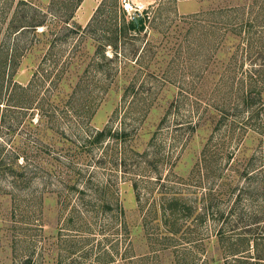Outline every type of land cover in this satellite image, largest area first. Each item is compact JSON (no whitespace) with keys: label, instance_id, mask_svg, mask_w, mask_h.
<instances>
[{"label":"rangeland","instance_id":"rangeland-1","mask_svg":"<svg viewBox=\"0 0 264 264\" xmlns=\"http://www.w3.org/2000/svg\"><path fill=\"white\" fill-rule=\"evenodd\" d=\"M33 1L39 16L49 9V0ZM101 1L83 0L73 26L85 27ZM127 1L133 7H124L129 18L144 16L146 9L150 18L147 32L136 42L144 49L140 63L120 70L112 82L94 70L91 60L98 44L90 37L78 39L81 32L65 31L68 36L50 47L63 23L49 20V27L22 37L19 52L26 53L12 78L46 89L53 107L67 96L56 97L53 83L34 78L37 70L38 75L52 71V57H61L58 87L69 93L81 78L72 105L90 131L109 127L112 134L80 153V143L69 141L70 131L69 139L54 129L41 137L27 128V115L16 108L9 113L14 132L6 139L27 157L30 179L15 190V198L0 197V264H22L27 256L39 264H172L170 249L183 246L195 249L191 257L197 264L217 258L212 264H223L243 255L251 262L243 258L236 264H264V112L254 116L244 111V90L239 88L241 83L256 105L264 104V70L255 71L264 69V0L170 1L157 19L159 0ZM15 6L12 0H0V33ZM215 10L216 15H231L234 30L225 34L220 52L210 27ZM195 12H205L199 27L185 18ZM242 22H247L245 29ZM44 29L49 37L42 35ZM30 40L41 42L27 52L24 45ZM67 56L73 58L65 66ZM132 78L135 86L127 90ZM260 90L262 96L256 97ZM60 115L54 114L50 127H58ZM221 119L226 124L217 128ZM189 123L197 127L188 129ZM209 139L228 150L219 163L199 171L197 163ZM67 155L74 161L70 166ZM237 158L243 161L234 162ZM173 193L192 206L177 219L162 207ZM253 215L260 217L258 223L249 217ZM221 230L229 231L227 235L241 232L243 239H223Z\"/></svg>","mask_w":264,"mask_h":264},{"label":"trees","instance_id":"trees-1","mask_svg":"<svg viewBox=\"0 0 264 264\" xmlns=\"http://www.w3.org/2000/svg\"><path fill=\"white\" fill-rule=\"evenodd\" d=\"M12 1L16 2V6L11 13L10 19L8 20V26L6 30L3 33H0V197L11 195L13 196V198H15L17 196L14 193L15 190H17L19 186L26 185V183H28L30 179L27 171V167L30 165H28L27 163L29 162L27 157L22 154L20 155L19 152L16 151V149L13 148L12 145H10V142L6 139L7 134L14 132V130L12 129L13 124L8 123V120H10L9 113H13L14 108L19 109V113L27 115L24 119H26V122H28V124L31 126H27V128L29 130L33 128L32 132L35 134L39 133L41 137L46 133H50V131L54 129L57 133L56 135H60L62 138L69 139L68 131H70L71 139H69V141L74 142V144L77 142L80 143V146L82 147L79 149L80 153H84L83 151H88V148L94 144H97L99 142L102 143L104 138L108 134H112V131L109 127H106L99 131H90L88 127L89 125L86 124L84 120L85 117L82 116V112L75 109L72 105L71 98L78 94V89L80 88V85L82 83L80 80L81 78L77 80V83L69 93H65L62 87H58L61 70L63 69L60 70L56 66L60 64L61 57H59L58 59L52 57L53 70L49 73H40V75H38L40 70H37L35 72L36 76L34 78V81H38L42 78L48 79L51 83H53V87L51 85V88L54 90L57 87L58 90V93L56 92V97L60 96L61 93L67 96L66 100L64 99L65 97L62 96L61 100H59V103H57L53 107H51L54 104L53 101H49L48 97L46 96L47 93H44L46 92V89L41 91L40 89H37L35 87H28L29 85L20 84L12 78L13 74L20 64L21 58L26 53L25 52L21 55V53L19 52L20 49H23V47L21 46V41L23 39L22 37L26 35L30 30L37 31L39 27H49V20H55L59 23L61 22L63 23L62 30L60 29L57 31L55 38H53V40H51L50 42V47L54 48L58 45L62 37L65 38V36H68L65 31L81 32V34H78V39H83L85 37L92 38V40H94L98 44L96 54L91 60L95 67L94 70L98 69L103 73V75H105L106 78L110 80V82H112V80H115V78L118 76L120 70L126 68L129 65L135 66L140 63L144 49L140 51V46H137L136 42L140 39L142 32H147L146 25L150 18V15L146 9L145 11H143L144 16L138 17V19H142V22L136 24L135 19L129 18V16L127 15L122 2H120L119 0H102L96 8L88 24L85 27H82L81 25H77L76 23H74L75 25L73 26L72 19L75 16V11L80 6L83 0H49V9H47V12L43 13L42 16H39L37 14L38 8L35 5V1ZM170 1L172 2L177 0L157 1V7L155 8L154 15L155 19L159 17L162 5ZM60 5H65L64 9H61L59 7ZM22 6L26 7L21 8ZM152 7L154 8L155 5H153ZM1 13H7V10L4 8ZM211 14H215L213 16L214 19L210 24V27L213 28V30L211 31L213 33L216 32V35H214V45L216 46V50L218 49L220 52L222 51L221 49L223 48L224 41L226 40L225 34L229 35V32H234L232 17L230 14L226 13L224 15H216V10ZM204 15L205 12H195L187 15V17L185 18L190 21L191 25H196L199 27L204 23ZM246 25L247 22H242L243 29L246 28ZM61 32H64L65 34L62 36ZM42 35L49 37V30L44 29L42 31ZM48 39L49 38H47L46 41ZM39 42L41 41L30 40L25 42L24 46L27 52L32 48H35ZM108 50H110V54ZM46 57L44 58L46 59ZM71 58H73V56H70L69 58L68 56L65 57L62 61V64L66 66L67 63L71 62ZM90 67L91 63L89 62L86 69L89 70ZM261 70L264 69H255L257 73L261 72ZM228 72L231 73V71ZM134 86L135 80L134 78H132L129 86H127V90L133 88ZM109 87L110 84L108 83L104 88L108 89ZM239 88L247 93L246 94L243 91V100L241 99V103L242 105H244V111L253 112L252 115L254 116H258L263 113L264 104L256 105L254 100L255 97L252 96V94L248 91L250 89L244 88L241 83ZM257 92L258 93L255 96L261 97L262 91L260 90ZM17 98H20V101H18ZM49 98L52 97L49 95ZM57 113L61 114L60 119H57L59 125L58 127H50L49 123L50 121L53 122L54 114ZM34 115L38 116L36 121H34ZM224 123L226 124L225 120L221 119L216 127L219 128ZM194 124L195 125L189 123V125L191 126H189L188 129H195L197 127V123ZM61 125L62 127H60ZM262 126L263 125L261 124V127ZM38 129L40 131H38ZM72 138L79 139V141H73ZM81 139L83 140V143H81ZM211 141L212 139H209L202 148L201 158L199 160V163H197V168L199 167V171L208 165L219 163L221 155H223L224 152L228 150L225 148V146H223L224 143L218 142L217 144H212ZM35 145L36 147H38L36 140ZM232 152L230 153L233 154ZM57 155L59 156V154ZM230 156L231 155H228V157ZM21 158L23 162H20ZM57 158L59 161H61L59 157ZM242 161L243 160L237 158L234 162L240 163ZM67 162L70 166L74 161L67 155ZM252 163L253 159L250 158L248 160L246 168L249 169V166ZM250 178L252 179V176ZM187 184L188 183L185 182L186 186ZM6 185L8 186V188L9 186L12 187L13 190L11 188L10 191H7ZM221 186H223L222 183ZM241 191V194H239L240 196L242 195ZM171 196L173 197L168 200L167 205L164 202L162 203L163 210H169V213L167 214H170L177 219L179 215L186 212L187 210L191 212L192 206L189 204V201L183 200L184 198L179 193H173V195ZM229 214L230 212L227 216H229ZM249 217H253L252 221L255 224L258 223V219L260 217H264V213H262L260 217H257L256 215ZM167 218L168 217L166 216V219ZM228 232L229 231L227 230H221L219 232L221 238L232 239L234 242H237L238 239H243L241 238L243 237V233L241 232L238 234L227 235ZM191 247L192 246H183L179 249L174 247V250L167 248L170 249V253L175 257V259L172 260V264H197L193 260L194 257H191V255L195 251V249ZM249 249V247L245 249H234L229 254H226L225 258L229 256L231 257L235 254L243 253ZM162 250L163 253L166 252V249L162 248ZM157 252L158 251H156L155 254ZM187 258L189 259V261L187 260ZM232 258L233 260L228 258L225 259V262L223 264H236V261L239 262L240 259L243 258H247L245 259L247 260V263L251 262V260L249 259V255ZM220 259L221 258L212 259L211 261H209L210 259H208L205 263L202 264H212V262H216ZM21 261L22 264H39V260L34 259L33 256H27Z\"/></svg>","mask_w":264,"mask_h":264},{"label":"built area","instance_id":"built-area-1","mask_svg":"<svg viewBox=\"0 0 264 264\" xmlns=\"http://www.w3.org/2000/svg\"><path fill=\"white\" fill-rule=\"evenodd\" d=\"M124 7H125L126 10H129V9H132L133 8L132 5L127 0H124ZM140 16H133L131 18L132 19H138V17H140Z\"/></svg>","mask_w":264,"mask_h":264},{"label":"water","instance_id":"water-1","mask_svg":"<svg viewBox=\"0 0 264 264\" xmlns=\"http://www.w3.org/2000/svg\"><path fill=\"white\" fill-rule=\"evenodd\" d=\"M136 24L141 23L142 19H135Z\"/></svg>","mask_w":264,"mask_h":264}]
</instances>
